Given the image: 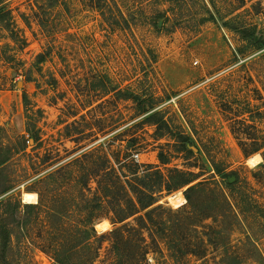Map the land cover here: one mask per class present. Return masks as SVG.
Returning a JSON list of instances; mask_svg holds the SVG:
<instances>
[{"label":"rangeland","instance_id":"obj_1","mask_svg":"<svg viewBox=\"0 0 264 264\" xmlns=\"http://www.w3.org/2000/svg\"><path fill=\"white\" fill-rule=\"evenodd\" d=\"M0 148V203L21 206L11 264H56L50 245L70 242L92 210L97 235L120 227L95 207L93 177L131 189L148 166L163 184L190 174L138 214L152 211L164 259L202 237L205 257L188 264H264V0H0ZM197 185L188 218L184 191ZM95 245L94 264H112L109 237Z\"/></svg>","mask_w":264,"mask_h":264},{"label":"trees","instance_id":"obj_2","mask_svg":"<svg viewBox=\"0 0 264 264\" xmlns=\"http://www.w3.org/2000/svg\"><path fill=\"white\" fill-rule=\"evenodd\" d=\"M0 148V166L3 165L9 159V153L3 152ZM94 152V150H93ZM162 154H159L158 158L162 162ZM264 168L263 164L260 166ZM132 175H136L138 172L135 170V166H128ZM154 169V170H153ZM147 171L142 177H133L134 184H131V189H127L121 178L117 174L111 175L105 173L102 175L94 176L93 179L98 177L96 184V191L102 193L101 197H98V203L96 208H102V202L108 205V209L113 213L114 218L112 224H122L120 227L115 228L107 234L97 235L93 222V210L90 211V220L86 225H71V241L63 242L58 241L50 245L51 255L56 264H73L72 259L80 252L85 253L84 260L80 264H94L95 259L98 256L99 245H95V242L103 239L105 236L109 237L110 250L115 256V260L112 264H150L148 262V256H157L152 258L153 264H188L184 257L187 255L194 258L203 259L206 253V247L210 243L207 239L200 237L197 239L196 245L184 250L180 247L167 248L166 251H173L175 256L169 255L171 262L164 259L163 249L160 246V241L151 234L154 224L151 220L150 214L152 211L145 215H138L142 210L149 208L155 201L154 194L160 193L163 187L164 190L171 191L180 189L191 182L187 177L190 174L176 172L178 180H174L170 184H163L161 181L151 180V176L159 175L160 173L153 167H146ZM217 174L223 178L219 170H216ZM234 175V174H230ZM203 185L191 186L184 191V198L186 203L189 204L190 212L186 217L190 218V215L196 216L195 207L192 204L191 194L199 191ZM131 195V197L129 196ZM105 200H102V199ZM100 201H102L100 203ZM123 201V202H122ZM124 202H128L124 205ZM40 203V201H39ZM37 203V205L39 204ZM37 205L24 204L22 208L25 210L26 215H30L32 210L38 208ZM226 205L231 208V205L226 201ZM19 202L0 203V264H11L8 258V250L11 244V232L9 230V219L15 221L14 211L20 208ZM104 207V206H103ZM47 208V217L49 219H57L58 213L50 207ZM191 216V217H193ZM133 218L132 222L124 223L127 219ZM210 219L215 221L214 216L205 215L203 220Z\"/></svg>","mask_w":264,"mask_h":264},{"label":"bare ground","instance_id":"obj_3","mask_svg":"<svg viewBox=\"0 0 264 264\" xmlns=\"http://www.w3.org/2000/svg\"><path fill=\"white\" fill-rule=\"evenodd\" d=\"M246 162L252 166H255V165L260 164L261 158L258 155H254V156L249 157ZM168 199L171 204H178L183 200V195H181V193L178 192L170 196ZM95 228L99 232H104L105 230H107V224L98 223Z\"/></svg>","mask_w":264,"mask_h":264},{"label":"water","instance_id":"obj_4","mask_svg":"<svg viewBox=\"0 0 264 264\" xmlns=\"http://www.w3.org/2000/svg\"><path fill=\"white\" fill-rule=\"evenodd\" d=\"M234 181V178L233 177H230L229 179H228V182L229 183H232Z\"/></svg>","mask_w":264,"mask_h":264},{"label":"built area","instance_id":"obj_5","mask_svg":"<svg viewBox=\"0 0 264 264\" xmlns=\"http://www.w3.org/2000/svg\"><path fill=\"white\" fill-rule=\"evenodd\" d=\"M133 157L137 160V157H138V156H133Z\"/></svg>","mask_w":264,"mask_h":264}]
</instances>
